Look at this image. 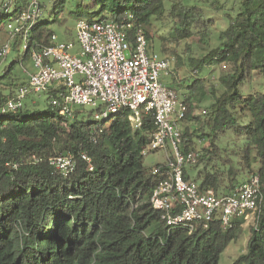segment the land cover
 <instances>
[{
	"label": "trees",
	"instance_id": "obj_1",
	"mask_svg": "<svg viewBox=\"0 0 264 264\" xmlns=\"http://www.w3.org/2000/svg\"><path fill=\"white\" fill-rule=\"evenodd\" d=\"M67 1L54 0L50 13H62ZM167 1L76 0L69 16L118 23L131 16L149 39L147 27L163 14ZM227 1L211 2L227 22L216 34L217 45L189 61L198 73L204 65H220L221 92L213 82L207 85L203 78H194L183 91L188 110L181 127L186 150L197 149L193 138L203 140L197 160L203 165L195 172L199 182L192 179L201 188L227 193L239 180L259 177L261 210L249 229L246 253L231 264H264V84L255 92L246 87L253 73L264 81V0H231L226 8ZM201 3L204 0H179L170 5L169 15L181 24L176 27L181 37L191 36L194 24L204 21ZM26 5L14 7V13L2 11L0 32ZM42 17L27 34L30 47L50 44L54 25L66 21ZM204 29L205 23L200 31ZM127 36L132 39V31ZM19 39L16 36L14 44ZM27 57L28 51L22 59ZM16 61L0 72V264H218L244 219L234 220L227 229L214 221L191 232L160 220L150 203L152 190L163 178L152 173L160 163L147 167L142 162L154 129L152 115L144 117L138 129L131 126L127 111L101 122H68L50 104V91L42 92L48 96L43 108L30 102L2 112L14 95L12 89L24 83L16 82ZM204 101V113L191 117ZM186 119L191 123L183 126ZM229 129L241 145L223 156L218 132ZM67 155L74 169L64 175L49 158ZM245 170L246 175L241 174ZM185 174L191 179L190 170Z\"/></svg>",
	"mask_w": 264,
	"mask_h": 264
},
{
	"label": "built area",
	"instance_id": "obj_2",
	"mask_svg": "<svg viewBox=\"0 0 264 264\" xmlns=\"http://www.w3.org/2000/svg\"><path fill=\"white\" fill-rule=\"evenodd\" d=\"M12 2L4 0L0 10L14 13ZM42 15L39 2L29 0L25 9L6 23L11 38L19 36L22 57L28 51L35 71L16 88L2 112L21 108L31 91H50V104L65 116L73 114L75 105L97 108L95 122L127 111L131 126L138 129L142 119L152 115L154 129L142 155L148 149L166 153L165 162L153 167L152 173L163 178L150 196L151 206L166 226L191 232L197 225L206 229L218 221L227 229L238 218L259 214L262 193L256 174L227 193L201 188L186 177L185 171L199 157L198 149L184 148L186 137L181 122L188 106L175 89L161 80L162 75H170L174 58L150 50L142 26L136 25L131 16L124 23L78 19L76 44L60 41L52 34L50 44L34 43L30 47L27 34ZM128 31H132L130 40ZM9 49L7 41L0 48V56L4 58ZM49 162L64 175L74 169V161L68 155L51 157Z\"/></svg>",
	"mask_w": 264,
	"mask_h": 264
},
{
	"label": "rangeland",
	"instance_id": "obj_3",
	"mask_svg": "<svg viewBox=\"0 0 264 264\" xmlns=\"http://www.w3.org/2000/svg\"><path fill=\"white\" fill-rule=\"evenodd\" d=\"M29 0H16L12 2V7H21L26 5ZM43 7V17L44 19L53 20L55 17L65 18L66 21L62 25H54L55 34L57 39L60 41H72L76 44V20L69 16V11L73 8L76 0H68L64 7L62 13H50L52 8V2L54 0H37ZM213 0H204L205 3H201L199 6L201 8L202 16L204 21H200L198 24H194L193 31L194 33L188 37H181L179 31L176 30V27H181L179 20H173L169 15V8L172 3H178L179 0H169L166 3V9L159 18L152 20V24L147 27L150 38L149 40V49L153 50L161 55H167L174 58L173 65L171 67V73L169 76L161 77V80L166 85H170L175 89L178 95L182 98L184 88L190 84V82L196 78H203L202 80L206 82L207 85H210L211 82L214 83L217 88V92H221V88L217 85V78L221 74L222 68L220 65H204L201 73L196 72L193 67L189 64L190 59H198L208 53L212 48L217 45L216 34L218 31L223 30L227 26V22L223 17L221 11H218L212 7ZM230 1L228 0L225 7L230 6ZM13 9V8H12ZM3 10H0V17L3 15ZM50 13V14H49ZM206 24V29L202 30V25ZM15 38H11L8 31L5 27L0 32V48L7 41L9 42V52L3 58H0V72L4 67L8 66L12 61L18 59L13 66V72L16 74V82H25L27 75L35 71L33 62L29 57L22 59V49L18 43H15ZM162 74V73H161ZM211 81V82H210ZM264 84L262 77L257 73H253L249 83L246 87L255 92L261 89V85ZM16 87L12 90L14 91ZM48 96L45 93H35L30 92L24 99V103L34 104V107L43 108L45 106ZM196 104V102H194ZM208 101L198 103L195 107V110L192 111L190 116L198 115L203 109H207ZM97 108L90 105L73 106V114L66 116L68 122L73 120H91L95 122V113ZM191 121L185 120L183 126L190 124ZM220 135V144L224 146V150H220V154L227 156L228 154L235 153L238 145H241L239 136L235 133L234 129L227 130L224 134L218 132ZM194 148L199 149L203 145V140L193 138ZM170 153V147L168 151ZM166 160V153L162 150L151 151L147 150L146 154L143 156V165L152 166L156 163H164ZM202 163L199 162L194 166L187 168L191 171V179H196V171L202 168ZM247 171H242L241 174L246 175ZM241 175H239L240 179ZM199 182V179H196ZM242 181L239 180V184ZM256 222V214H249L247 218L244 219V222L241 225L240 230L238 231L235 238H233L225 249L221 252L218 260V264H231L241 254L246 253L247 251V241L249 237V229Z\"/></svg>",
	"mask_w": 264,
	"mask_h": 264
}]
</instances>
